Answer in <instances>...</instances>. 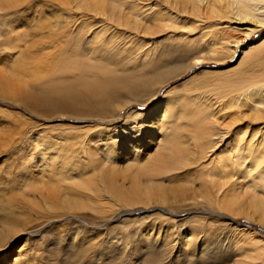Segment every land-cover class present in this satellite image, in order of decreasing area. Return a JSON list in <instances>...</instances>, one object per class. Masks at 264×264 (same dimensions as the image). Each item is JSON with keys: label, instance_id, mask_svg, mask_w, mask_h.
Listing matches in <instances>:
<instances>
[{"label": "bare ground", "instance_id": "1", "mask_svg": "<svg viewBox=\"0 0 264 264\" xmlns=\"http://www.w3.org/2000/svg\"><path fill=\"white\" fill-rule=\"evenodd\" d=\"M175 1L184 10L187 8L185 17L173 10L172 3ZM43 7L49 14H57L49 18ZM39 8L29 10L42 16L39 20L47 24L43 27L46 35L41 30L39 36L48 39L57 35L58 43L55 45L58 54L40 64L37 71L24 72L27 77L23 79L26 80L16 82L11 94L27 112L48 122L68 120L77 124L94 120L101 124L120 119L125 108L151 103L157 99L162 88L195 66L208 61H223L219 54L224 51L229 53L228 59H232L242 42L240 39L228 40V31H242L248 38L262 32L258 40L243 49L234 66L227 67L237 78L228 88L243 90L234 102L238 111L230 121L220 124L214 116H208L212 114V106H204L195 97L193 93L197 89L194 92L193 89L198 85L193 80L186 85H195L194 88H187L184 94L174 92V88L166 89L144 114L136 110L125 118V122H141L140 125L145 128L144 141L150 140L155 147L170 153L168 159H177L168 162L159 160L152 165L146 157L138 160L139 156L134 155L126 163L129 168L125 171L137 167L145 181H134L132 178L126 185L127 190H124V184L128 182L125 179L124 184L120 183L118 189L110 192V197L122 200L129 210L148 209L154 203L152 200L163 198L166 201L170 194L191 204L199 200L204 207H215L219 211L225 204L232 213L235 212V216L258 219L264 226V2L44 0ZM26 19L23 29L30 33V23L35 19L32 15ZM49 20L57 22L48 24ZM14 22L7 24L5 19L1 25L11 24L10 27H13ZM132 22L134 28L129 29ZM131 30L136 32L121 46L106 49L102 44L104 47L92 51V45L105 41L106 33L116 31L122 35ZM50 44L51 41L49 47ZM8 132V136L12 137L14 131ZM99 134L102 135L103 131L100 130ZM68 135L49 132L41 136L47 139V146L39 151L40 162L48 158L52 164H59L56 181L70 184L88 172L104 171L108 162L113 161L110 159L113 151L105 148L106 140L103 142L97 139L99 137L90 136L86 147L83 146L84 141L81 144L76 140L77 136ZM3 136L0 134V155L4 153L7 156L9 143ZM20 137V143L25 145L40 139L38 131L27 129ZM128 138L133 137L130 134ZM192 148L196 149L193 154L186 153ZM140 152L141 149L137 154ZM120 159L112 162V167L122 165ZM14 164L12 160L5 166L1 161L0 169L3 166L7 179H10ZM8 183L0 182V214L7 212L0 217V228L6 230L4 233L0 231V249H5L17 237L18 232L12 229L20 225L19 215L12 213L18 211V196L13 199L3 191L12 188ZM20 183L25 195L28 183L24 179ZM86 184L82 185L89 193L99 192H95L94 185ZM97 195L100 201L103 196ZM20 197L23 200V196ZM105 199L104 202H108L107 197ZM228 228L218 222L202 223L196 228L184 225L170 234L160 230L146 232L127 244L111 236L98 246L82 238L80 242H84L83 245L79 248L67 247L68 252L60 254L55 264H264V251L259 247L264 244V239L243 229L240 233L244 238L230 243L226 237L231 232ZM130 234L133 238L138 231Z\"/></svg>", "mask_w": 264, "mask_h": 264}, {"label": "rangeland", "instance_id": "2", "mask_svg": "<svg viewBox=\"0 0 264 264\" xmlns=\"http://www.w3.org/2000/svg\"><path fill=\"white\" fill-rule=\"evenodd\" d=\"M43 1L44 0H0V134L1 136L4 135L3 138L6 137V142L9 143V153H7L9 158L7 159V156L2 153L0 155V164L1 161H4L5 166H7V163H11L12 160L15 163L13 169H11L12 177L10 176V179H7L3 166H1L0 182L7 181L9 182L8 184L12 185L11 189L7 191L3 190L4 193L6 192L8 195L12 196L13 199L18 196V198H16L18 211L15 212V210L12 211V213L14 215H19L17 218L20 223V225H18L19 227L17 226L15 229H12L13 232H18L17 237L12 239V242H9L6 247L7 249H0V264H55L60 254L65 255V253L68 252L67 247L74 246L79 248V245H83L84 242H80V239L82 238H86L88 241H91L90 243H95L98 246V243L100 245V242L109 239L111 236H115L121 243L127 244L133 239H138L146 232L149 234L160 230L163 233L170 234L175 230L177 231L181 226L186 225L196 228L197 225L206 222H218L219 224L229 227L228 229L231 232H228L226 237L229 238L230 243L235 242L233 240L240 241L244 238L242 233H240L243 229L255 233L264 239V226L258 221V219L251 220L244 216H235V212L232 213L231 210L226 208L225 204H223L221 211L215 207H213V209L210 208L212 209L210 210L207 206H205L207 207L205 208L204 205H201L202 202L199 200L195 204H191L190 202H184L183 199L174 198V196L172 197L170 194L167 195L166 201L165 199L162 200L163 198L152 200L154 203L151 204L148 209L140 207L139 209L129 210L128 207L124 206L122 200L119 201L117 198L110 197V192L112 193L115 188L118 189L120 183L123 182L124 184L125 179L128 182H125L124 185L126 189L124 190H127L126 185L130 184L132 178L134 181H145V177L139 175L140 173L137 167H132L134 170L130 169V171H127L128 173L125 171V169L129 168L127 164L131 161V158H133L134 155L139 156L138 160L142 157H146V159H148L147 162L152 163V165H155L159 160L168 162L169 160L177 159H168L170 153L155 147V144L150 142V140L144 141L145 137L143 136L145 134V128L140 125L141 122H125V118L133 112L135 113L136 110L138 113L144 114L147 109L160 99L163 94L162 92L166 89L174 88V92L184 94L187 88H194L195 85L192 87L186 85L193 80V82L196 81V86L198 85L193 89V92L197 89L193 93L195 97L199 98L201 104L204 106H209V104L212 106V114L208 116H214L216 120H219L220 124H225L230 121L234 116V113L238 111L235 103L243 90L237 89V91L228 88L230 87L229 84L236 81L237 78L228 71L227 67L234 66L233 64H235L243 49L252 41L258 40L262 32L255 33L248 38L242 33V31H228V40L234 41L240 39V42H242L232 59L229 60V53L224 51L219 54L220 57L222 55L223 61H208L195 66L185 75L170 82L165 88H162L157 95L156 100H152L151 103L146 105L137 104L125 108L121 112L120 119L115 118L110 122H104L101 124L94 120L87 123L77 124L68 120H53L48 122L27 112L22 106L18 105V102L11 94L13 88L15 90L13 85L19 80L22 81L23 78L27 77L24 72L33 73L37 71L40 64L46 62L47 59L54 58L58 54L56 48L58 43L57 35H55V37H49V41L47 37H40V31L42 30L43 32V27L47 24L44 25V23L39 20L42 16L39 17L37 13L29 11L30 9H40L39 7ZM7 4L9 5L7 6ZM172 8L175 12L178 11L183 17H185L187 8L184 10L178 1L172 3ZM43 10L47 12L46 7H43ZM56 14H49V12H47L46 16L51 18L52 15ZM31 15L34 16L35 21L30 23L31 32L29 33L23 29V26L26 24L25 22H27L26 18ZM5 19L7 24L11 21H15L13 27H10L11 24L10 26L5 24L1 25ZM182 21L185 22V19L183 20L182 18ZM48 22V24H55L57 20H49ZM131 28H134L133 22L129 29ZM56 32H59V29L58 31L56 29ZM135 32L136 30H131L122 35H118L116 31L106 33L105 35L107 36V39H103L105 41L102 43L98 42L92 45V51L96 52L98 51V48L104 47L102 44L105 45L106 49L119 47L124 41H129ZM35 37L38 38V40L35 39ZM37 41L38 45H36ZM50 41L51 47H49ZM136 42L137 41H135V43ZM53 45L55 46L53 47ZM54 48L56 49L54 50ZM90 55L91 53L89 56ZM205 74H207V76ZM222 87L226 89L220 90L219 88ZM243 101H245V98ZM244 103L247 104L246 101ZM10 117H12V119H10ZM15 119L17 120L16 122L14 121ZM243 124L246 123L243 122ZM241 126L243 125L241 124ZM8 127H10L9 130ZM24 128L32 132L38 131L40 139H38L36 143L30 142L31 144H21L19 139L26 130ZM100 130L103 131L102 135L99 134ZM1 131H3L4 134ZM8 131H14L12 135L13 139L8 136ZM49 132H54L55 134L63 136L68 134V136L75 135L77 136L76 140L81 144L84 141L83 146L86 145V147V143L90 140V136L91 138L99 137L97 138L99 141L104 142L106 140L105 148L113 151V154H111L112 156L110 157L113 161H111V163L108 162V167L105 168L104 171L100 173L99 170L96 173L88 172V174L81 176L79 180L71 181L70 184L67 182L56 181V174L60 167L59 164H52L48 158L45 160L43 159L42 164L39 158V151L45 149L47 146V139L41 138V136H46ZM130 134L133 137L131 139L128 138L130 137ZM140 149V154H137ZM189 150L190 151H187L186 153L189 152L191 154L192 152L193 154V151H196V149L193 148ZM10 151L13 152V155ZM118 159H120V162H123V164L121 165L119 163L121 166L118 165L116 168L112 167L111 164H114L112 162ZM34 166L36 167L34 168ZM53 168H55V170ZM99 168L101 169V167ZM21 179H24L25 182L28 183V189H26L25 195H23V191H21ZM80 181H84L85 183H81ZM86 183L94 185L92 187H96V190L94 188L92 190L99 192L89 193L86 191V189H84L86 187L82 185ZM106 185L107 187H104ZM97 194L103 196V198H100V201L98 200L99 197L98 199L96 197L98 196ZM21 195L23 196V200L20 197ZM67 196L69 198H67ZM106 197L108 202H104ZM85 199H88L90 202ZM97 200L99 202H97ZM46 202L50 203L48 204ZM86 202L89 204H85ZM210 211H214V213H211ZM5 213H1L0 217H3ZM125 224H129L132 227H127ZM167 228L169 229L167 230ZM1 230L3 233L6 231L0 228V231ZM137 231L139 235L137 234L132 238L130 233ZM259 247L264 251V244L259 245Z\"/></svg>", "mask_w": 264, "mask_h": 264}, {"label": "snow or ice", "instance_id": "3", "mask_svg": "<svg viewBox=\"0 0 264 264\" xmlns=\"http://www.w3.org/2000/svg\"><path fill=\"white\" fill-rule=\"evenodd\" d=\"M261 2H264V0H261Z\"/></svg>", "mask_w": 264, "mask_h": 264}]
</instances>
